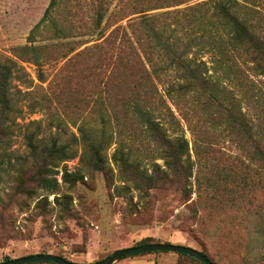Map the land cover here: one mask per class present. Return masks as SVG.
I'll return each mask as SVG.
<instances>
[{"label":"rangeland","instance_id":"rangeland-1","mask_svg":"<svg viewBox=\"0 0 264 264\" xmlns=\"http://www.w3.org/2000/svg\"><path fill=\"white\" fill-rule=\"evenodd\" d=\"M129 1L57 0L47 26L29 41L31 29L42 19L51 0H0V60L17 61L14 71L18 77L13 78L11 91L17 107L22 109V115L17 117V113L11 121L13 129L8 152L12 175L9 181L8 176L0 181V216L5 223L15 221V230L32 235L30 238L1 239L0 262L35 253H55L71 261L91 263L119 248L154 241L192 246L204 252L214 264H264V73H260L247 55L240 57L245 66L244 78L253 82L261 97L250 92L253 105L243 91L233 88L235 99L229 104H236L238 109L248 113L257 133L250 137L225 125L209 127L208 132L205 125L210 126V123L200 115L193 124L198 134L196 139L190 127L192 123L182 119L176 132L188 139L194 161L193 175L188 182L182 175L170 174L154 188L139 191L130 187L115 191V184H123L117 169L113 172L115 184H110L104 172L89 169L78 153L56 168L59 170L55 174L59 182L56 193L37 187L27 196L13 190L20 180L16 170L21 163L26 164L22 173L25 181L36 170L25 136L38 126L44 131L45 123L38 119L48 120L43 112H30L26 92L39 89L42 95L45 90L39 87L47 86L54 64L63 65L47 90L53 110L79 123H95L98 113L94 103L102 92V84L108 72L113 67L116 69L125 57L117 44L112 43L106 51L93 47L102 40L97 36L96 14L98 10L118 9ZM250 2L252 14L243 15V18L251 31L264 40V0ZM115 22L126 24L127 18L121 20L112 16L107 33ZM57 27L64 32L57 33ZM28 44L39 45L40 54L50 59L46 66V82L39 81L38 66L34 62L16 55L17 47ZM71 56L73 58L65 65ZM125 92L124 86H117L109 93L120 96ZM114 100L107 101L112 112H116L113 114H118L120 119L117 123L112 117L114 132L119 133L128 146L133 144L136 156L143 157V167L152 172L146 152L138 149L143 145L131 135L137 125L117 110L121 102ZM222 116L226 118L225 111ZM66 137L69 138L70 133ZM115 146L114 143L106 150L108 158ZM65 168L81 172L83 180L72 186L64 183ZM56 196L69 197L57 201ZM113 264L203 263L183 253L152 251L126 256Z\"/></svg>","mask_w":264,"mask_h":264},{"label":"trees","instance_id":"trees-1","mask_svg":"<svg viewBox=\"0 0 264 264\" xmlns=\"http://www.w3.org/2000/svg\"><path fill=\"white\" fill-rule=\"evenodd\" d=\"M250 4V0H130L128 5H120L118 9L98 10L95 22L99 28L98 39L102 40L93 47L106 51L112 43L117 44L125 57L116 69L113 67L108 72L107 80L102 84L103 93L94 103L98 113L96 122L79 123L71 116L53 110L51 94L47 90L63 68V65L54 64L47 86L39 87L45 92L42 95H39V89L26 92L30 112H43L48 120L38 119L45 123L44 131L38 126L25 136L36 170L25 181L22 173L26 164L21 163L16 170L20 180L13 190L27 196H31L37 187L56 193L59 187L55 176L59 170L56 168L78 153L89 169L104 172L110 184H115L113 172L117 169L123 184H115V191L130 187L139 191L154 188L170 174L182 175L188 182L193 175L194 161L188 139L176 132L182 119L192 123L190 127L196 139L198 134L194 132L193 124L200 115L210 123V126L205 125L208 132L209 127L225 125L232 131L255 136L257 129H253L248 113L238 109L236 104H229L235 99L234 89L243 91L253 105L249 93L254 91L255 96L261 97L253 82L244 78L245 66L240 62L241 55H247L260 73H264V40L251 31L243 18V15L252 14ZM56 5L57 0H51L42 19L31 29L29 41L47 26ZM112 16L121 20L125 17L127 23L115 22L107 33ZM56 31L63 33L64 29L57 27ZM39 48L34 44L19 46L16 55L38 66L37 77L43 83L48 80L46 66L50 59L42 56ZM72 49L70 47L69 51ZM72 58L69 57L65 65ZM16 66L17 61L11 58L0 60V149L3 151L0 154V181L5 180L4 176H8L7 181L11 178L8 152L13 129L11 121L17 113V117L22 115L11 91L13 78L18 77L14 71ZM117 86H124L125 94L110 95L111 88ZM111 100L120 101L117 110L137 125L131 135L143 145L138 149L146 152L152 172L143 167V157L136 156L133 144L128 146L120 134L114 132L112 117L117 123L120 119L108 107L107 101ZM68 133L69 138L66 137ZM114 143L116 146L108 158L106 150ZM83 178L81 172L66 168L62 174V181L71 186ZM68 197L56 196L55 199ZM14 223L13 220L5 223L0 216V228L3 229L0 240L32 236L31 232L15 230ZM149 243L160 242L143 241L140 244ZM138 254L142 253L129 256Z\"/></svg>","mask_w":264,"mask_h":264},{"label":"water","instance_id":"water-1","mask_svg":"<svg viewBox=\"0 0 264 264\" xmlns=\"http://www.w3.org/2000/svg\"><path fill=\"white\" fill-rule=\"evenodd\" d=\"M152 251H174L178 253H184L198 259L204 264H214L212 260L201 250H198L192 246L175 244L171 242L140 244L119 248L111 252L105 258L91 263H79L71 261L55 253H35L17 258H12L7 261H2L0 262V264H29L35 262H53L55 264H113L115 261L131 254Z\"/></svg>","mask_w":264,"mask_h":264}]
</instances>
